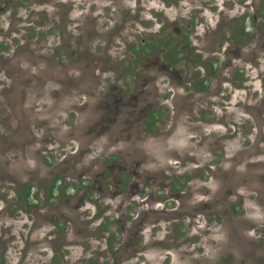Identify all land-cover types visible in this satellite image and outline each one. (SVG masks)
<instances>
[{
    "label": "rangeland",
    "instance_id": "374dc122",
    "mask_svg": "<svg viewBox=\"0 0 264 264\" xmlns=\"http://www.w3.org/2000/svg\"><path fill=\"white\" fill-rule=\"evenodd\" d=\"M68 4L72 19L68 28L69 56L59 61L61 65L70 63L79 68L84 39L81 36L91 35V25H88L91 18L83 19L79 12L80 0H0V30L7 31L0 32V43L7 46L0 49V264H264L263 150L262 154L246 155L235 163L234 172L239 178H223L234 155L249 147L251 139L243 144L238 135L230 139L219 135L223 127L211 135L208 124L191 125L180 118L174 121L168 117L164 119L166 134L163 136L135 134L133 138L111 143L103 134L80 137L79 127L87 128V124L61 120L64 113L49 116L47 96L57 86L44 82L43 97H34L37 85L44 81L41 78H50L46 72L34 74L38 66L47 71L52 66L49 60L52 33L45 31L57 13L53 8ZM118 5L112 12L117 22L110 21L107 27H101L97 20V35L89 41L94 55L101 56L98 67L112 69L103 73L102 77L107 78L117 72L126 73L125 68L144 65L141 43L146 38L142 21L148 16V9L164 13L166 22H173L176 13L175 0H119ZM33 11L40 14L32 17ZM138 11L139 20L135 14ZM22 20L38 24L42 38H23V53L17 54L20 37L15 29ZM80 20L86 28L81 29ZM116 26L115 35L110 38V31ZM170 39L173 41V36ZM31 50H34L32 54ZM59 52L58 56L61 48ZM130 53L136 55L135 59H130ZM78 73L71 75L77 78ZM67 101L74 100L71 97ZM167 103L165 109L173 111V104ZM60 104L70 105L64 99ZM39 120H44L47 132L54 135L47 144L53 149L48 152V165L53 163L49 171L43 170L44 167L33 168L37 157L31 149L37 148L36 144L24 147V158L17 145L20 138H29V133L44 131L35 123ZM258 147L264 148V141ZM41 155L44 156L42 152ZM66 156L68 166L64 170L60 160ZM138 158L148 160L140 169L151 172L160 169L166 173L162 191L167 196L164 203L153 207L154 211L163 209L162 213H154L161 218L156 223L152 219L146 221L136 237L132 220L140 219V212L148 207L135 202L134 212L129 214L132 209L126 198L127 187L121 185V192L116 194L118 188L114 182H104L102 178L111 172L118 179L129 178L133 162ZM120 165L125 171L117 172ZM240 176L244 183L236 185ZM51 178L64 191L59 195L55 188L54 198L47 201L58 226L32 227L34 212L15 203L13 187L22 183L24 190L29 183L30 191L34 192L39 184L44 186ZM179 180L182 190L191 191L182 200L170 197L168 192L169 186ZM211 189L214 194L231 189L232 195L212 207L210 193L206 191ZM2 192L10 195L6 201L2 199ZM29 202L35 203L31 198Z\"/></svg>",
    "mask_w": 264,
    "mask_h": 264
},
{
    "label": "flooded vegetation",
    "instance_id": "af4514ba",
    "mask_svg": "<svg viewBox=\"0 0 264 264\" xmlns=\"http://www.w3.org/2000/svg\"><path fill=\"white\" fill-rule=\"evenodd\" d=\"M122 1L124 0H120ZM118 4L119 0H80L79 12L82 13L83 19L88 16L91 18L88 24L91 25L89 28L91 35H80L84 39L80 50L82 57L79 60L81 63L79 68L70 66V63L61 65L59 61L61 57L69 56L68 28L72 21L71 6L56 5L53 8L57 13L52 16V21L45 31L47 34L52 33V44L49 48L52 66L49 67L51 64H47L50 68L48 71L40 70L38 66L34 74L46 72L50 78H41L44 81L37 85L39 87L34 97L36 99L43 97L44 82L57 86L58 89L53 88L47 96L50 102L49 116L64 113L65 117L61 120L87 124V128L79 127L77 135L80 137L88 138L103 134L111 143L113 140L133 138L135 134L142 137L153 134L163 136L166 134L164 119L168 117L174 121L180 118L191 125L208 124L211 135L223 127V132H219V135L225 139L238 135L243 139V144L248 139L252 140L249 147H244L234 155L231 167L223 176L225 179L238 177L234 172L235 163L246 155L259 152L262 154V150L264 155V148L258 147L264 141V0H175L176 13L173 22H166L164 13L148 9V16L142 21L143 35L146 38L141 43L144 46L142 50L144 65L138 68H125L126 73L117 72L111 78H107L102 77L103 73H108L112 69L98 67L101 56L94 55V49L89 47V41L97 35L95 29L97 20L101 27H107L110 21L117 22L113 20L112 12L119 7ZM37 14L40 13L33 11L31 16L36 17ZM135 14L139 20L140 12ZM24 20L21 21L23 25L15 29L20 37L16 46L17 54L23 53L21 52L24 49L23 38L26 40L42 38L39 34L42 31L40 26ZM171 24L172 28H169ZM80 25L81 29L87 27L82 20ZM117 27L110 31V38L115 35ZM0 32L7 33L2 30ZM170 36H173V41ZM6 48V43H0V49ZM60 48L62 53L58 56ZM34 50L30 53L32 54ZM135 57L134 53H130V59L133 60ZM76 71L79 72L77 78L73 77L74 74L71 75ZM71 97L74 101H67ZM63 99L70 105L60 104ZM168 101L173 104V111L165 109ZM61 107H65V110ZM167 112L172 115H168ZM43 122L44 120H39L35 123H39L44 131L29 133V138L25 140L20 138L17 145L20 155L24 158L26 154L24 147L36 144L37 148L31 149L37 157V160L33 161V168L44 167L43 170L49 171L50 167L53 168V163L48 165L50 161L48 152L53 149L47 144L54 135L47 132ZM218 150L220 151V148ZM79 156L81 157L82 153ZM67 157L60 160L64 170L68 166ZM99 162H102V159ZM147 162L148 160L143 158L133 162L135 169L129 173L132 180L118 179L112 172L102 178L104 182L110 180L114 182V186L118 188L116 194L121 192V185L127 187L126 198L132 209L129 214H133L136 205L132 208V204L135 202L148 207L140 212L142 216L140 219L132 220L135 222L133 233L136 237L146 221L152 219L153 223H156L161 218L154 213H162L160 210L163 209H159L158 212L154 211L153 207L164 203L167 196L162 191L165 188L166 173L160 169L151 172L139 168ZM209 168L213 169V166ZM116 169L117 172L125 171L121 165ZM210 175L213 176V173ZM240 178L236 185L244 183L243 177ZM259 181L262 185L261 177ZM172 185L168 188L170 197L179 200L189 197L191 191L187 188L182 190L181 180ZM24 186L17 183L12 193L15 203L33 210L31 226L44 224H51L53 228L55 225L58 226L53 209L49 208L47 201L54 198L55 188H58L59 195L64 194L63 188L55 185L54 178L49 179L44 186L41 184L37 188L35 186L37 190L34 192L30 191L32 186L29 183L23 190ZM206 191L210 193L209 205L212 207L217 201L228 200L232 195L231 189L225 193H218L219 195L214 194L213 189ZM1 195L4 201L10 196L4 192ZM238 197L239 195H236V198ZM30 198L35 203L31 204ZM19 211L17 208L16 212Z\"/></svg>",
    "mask_w": 264,
    "mask_h": 264
}]
</instances>
